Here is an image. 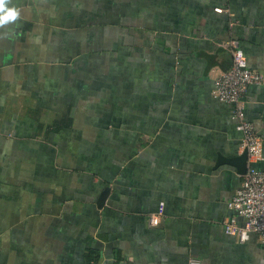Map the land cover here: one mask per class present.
<instances>
[{
    "label": "crops",
    "instance_id": "obj_1",
    "mask_svg": "<svg viewBox=\"0 0 264 264\" xmlns=\"http://www.w3.org/2000/svg\"><path fill=\"white\" fill-rule=\"evenodd\" d=\"M230 39L264 74V0H0V264H264L223 224ZM244 102L264 141V83Z\"/></svg>",
    "mask_w": 264,
    "mask_h": 264
},
{
    "label": "built area",
    "instance_id": "obj_2",
    "mask_svg": "<svg viewBox=\"0 0 264 264\" xmlns=\"http://www.w3.org/2000/svg\"><path fill=\"white\" fill-rule=\"evenodd\" d=\"M218 11L223 9L218 8ZM233 57L232 67L216 77L213 94L219 100L233 105V117L242 133V147L248 150V169L243 175L241 187L229 201V207L235 212L223 221L225 231L246 242L253 233L264 236V170L255 164L264 157V141L254 123L248 120L244 96L254 84L264 83V74L251 68L247 58L235 39L224 43ZM238 216L245 222L238 223ZM162 222V215H153L151 223Z\"/></svg>",
    "mask_w": 264,
    "mask_h": 264
},
{
    "label": "water",
    "instance_id": "obj_3",
    "mask_svg": "<svg viewBox=\"0 0 264 264\" xmlns=\"http://www.w3.org/2000/svg\"><path fill=\"white\" fill-rule=\"evenodd\" d=\"M230 163L236 164L240 170L241 173L245 174L247 172L248 169V150L244 149V151L242 152L241 155H239L238 157L231 159L229 161ZM109 193V187H107L101 197L100 200L98 201V204L100 207H102L106 201V196Z\"/></svg>",
    "mask_w": 264,
    "mask_h": 264
},
{
    "label": "clouds",
    "instance_id": "obj_4",
    "mask_svg": "<svg viewBox=\"0 0 264 264\" xmlns=\"http://www.w3.org/2000/svg\"><path fill=\"white\" fill-rule=\"evenodd\" d=\"M16 16V13L14 11L9 10L7 15L3 17L4 21H8L9 19H14Z\"/></svg>",
    "mask_w": 264,
    "mask_h": 264
}]
</instances>
